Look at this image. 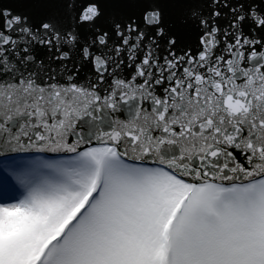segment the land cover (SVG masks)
Segmentation results:
<instances>
[{"label": "snow or ice", "instance_id": "obj_1", "mask_svg": "<svg viewBox=\"0 0 264 264\" xmlns=\"http://www.w3.org/2000/svg\"><path fill=\"white\" fill-rule=\"evenodd\" d=\"M23 2L0 5V264H264V0Z\"/></svg>", "mask_w": 264, "mask_h": 264}, {"label": "water", "instance_id": "obj_2", "mask_svg": "<svg viewBox=\"0 0 264 264\" xmlns=\"http://www.w3.org/2000/svg\"><path fill=\"white\" fill-rule=\"evenodd\" d=\"M0 5H2L3 7L10 8L14 10L15 12H23L33 17L39 16L40 13L43 11L41 7L25 3L23 2V0H0ZM146 6L147 5H138V6L132 7V6H127V5L113 4V3H106L104 5V7L109 12H119L122 14H136V15H139L140 12L143 11V7H146ZM178 10H179V6H176V5L169 6V11L171 12H175ZM189 42L192 44L196 43V33L194 31L190 35Z\"/></svg>", "mask_w": 264, "mask_h": 264}]
</instances>
